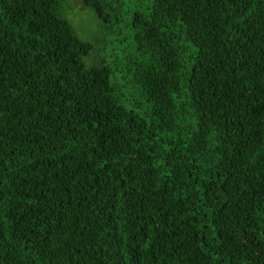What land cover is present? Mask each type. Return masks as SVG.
<instances>
[{"label":"trees","instance_id":"16d2710c","mask_svg":"<svg viewBox=\"0 0 264 264\" xmlns=\"http://www.w3.org/2000/svg\"><path fill=\"white\" fill-rule=\"evenodd\" d=\"M0 264H264V0H0Z\"/></svg>","mask_w":264,"mask_h":264},{"label":"rangeland","instance_id":"374dc122","mask_svg":"<svg viewBox=\"0 0 264 264\" xmlns=\"http://www.w3.org/2000/svg\"><path fill=\"white\" fill-rule=\"evenodd\" d=\"M71 6H73L72 12L70 11ZM71 6H69V12H71V15L74 14L73 27L78 31V34L79 31L80 34L81 32L83 33L82 38L84 40H89L92 43L95 42L96 38L101 34V31L98 30L97 19L94 18V15L90 11L81 7L76 2H72Z\"/></svg>","mask_w":264,"mask_h":264}]
</instances>
